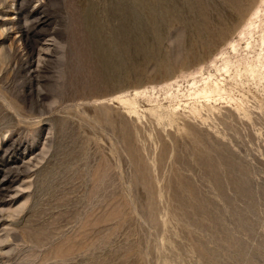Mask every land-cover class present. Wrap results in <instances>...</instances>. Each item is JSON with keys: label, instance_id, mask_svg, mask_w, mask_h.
<instances>
[{"label": "rangeland", "instance_id": "obj_1", "mask_svg": "<svg viewBox=\"0 0 264 264\" xmlns=\"http://www.w3.org/2000/svg\"><path fill=\"white\" fill-rule=\"evenodd\" d=\"M262 49L264 0H0V264H264Z\"/></svg>", "mask_w": 264, "mask_h": 264}, {"label": "bare ground", "instance_id": "obj_2", "mask_svg": "<svg viewBox=\"0 0 264 264\" xmlns=\"http://www.w3.org/2000/svg\"><path fill=\"white\" fill-rule=\"evenodd\" d=\"M260 24V23H259ZM254 26H255V24H254V21H251V23H250V29L252 30L253 28H254ZM249 29V30H250ZM255 30V29H254ZM257 33H259V32H257ZM255 34V33H254ZM259 35H261V34H259ZM258 37H261V36H258ZM248 39V38H247ZM254 39V38H253ZM257 39V38H256ZM240 40V39H239ZM238 40V41H239ZM241 40H242V38H241ZM258 40V39H257ZM243 41V40H242ZM256 41V40H255ZM244 42V41H243ZM261 42V41H260ZM235 43V42H234ZM254 44V43H253ZM257 44V43H256ZM256 44H254V45H256ZM261 44H262V42H261ZM233 46V45H232ZM257 46V45H256ZM252 47V46H251ZM250 47V48H251ZM261 47V46H260ZM233 50V49H232ZM262 51H264L263 49H262ZM257 53V52H256ZM259 53V52H258ZM251 54V53H250ZM254 54V53H253ZM261 54V53H260ZM263 54V53H262ZM258 55V54H257ZM242 57H243V55H242ZM255 57H256V55H255ZM104 58V57H103ZM245 58H246V56H245ZM249 58V57H248ZM262 59H263V61H262V65L264 66V56H262L261 57ZM237 59H239V58H237ZM241 59V58H240ZM231 60V59H230ZM245 60V59H244ZM243 59H242V61H244ZM223 61V60H222ZM239 61V60H238ZM241 61V60H240ZM252 60H250V62H251ZM226 62V61H225ZM233 61H231V63H232ZM245 62V61H244ZM259 62H261V61H259ZM235 63V62H234ZM253 63H254V61H253ZM252 63V64H253ZM227 64H228V62H227ZM256 64V63H255ZM234 65V64H233ZM235 66H236V64H235ZM237 66H238V64H237ZM236 66V67H237ZM242 66H243V64H242ZM242 66H240V68L242 67ZM247 66V65H246ZM246 66H244V67H246ZM252 67H253V69H255L254 68V66L256 67V65H251ZM259 67V66H258ZM221 68V67H220ZM248 68V66L246 67V69ZM237 69V68H236ZM221 70V69H220ZM240 72H241V70L240 69H238ZM243 70V69H242ZM251 70V69H250ZM262 70V69H261ZM243 71H245V69L243 70ZM256 71H258V69L256 70ZM233 72V71H232ZM248 72V71H247ZM251 72V71H250ZM255 72V71H254ZM231 73V72H230ZM236 73H237V70H236ZM243 73V72H242ZM260 73V72H259ZM247 74V73H246ZM249 74V73H248ZM236 75V74H235ZM234 74H233V76H235ZM250 75V74H249ZM252 75H253V73H252ZM251 75V76H252ZM256 77L258 76V74H256L255 75ZM262 76H263V74H262ZM261 76V77H262ZM248 77V76H247ZM261 77H260V79H261ZM208 78V77H207ZM220 78V77H219ZM233 78V77H232ZM237 78V77H236ZM253 78V77H252ZM217 79V78H216ZM221 79H224V78H221ZM260 79L258 80V81H260ZM218 80V79H217ZM235 80V79H234ZM241 80V79H240ZM263 80V79H262ZM223 81V80H222ZM237 81V80H236ZM218 82V81H217ZM255 82H256V78H255ZM204 83V82H203ZM214 84V83H213ZM219 85V84H218ZM224 85V84H223ZM204 86V85H203ZM178 87V86H177ZM216 87H218V86H216ZM220 87V86H219ZM218 87V88H219ZM221 87H222V83H221ZM207 89V88H206ZM211 89V88H210ZM214 89V88H213ZM189 90V89H188ZM200 90V89H199ZM208 90V89H207ZM207 90L205 91V93L207 92ZM166 91V90H165ZM208 91H211V90H208ZM213 91V90H212ZM232 93V92H231ZM195 94V93H194ZM212 95V94H211ZM144 96V95H143ZM214 97H215V95H213ZM229 96V95H228ZM213 97V98H214ZM178 98V97H177ZM196 98V97H195ZM227 98H229V97H227ZM224 99V98H223ZM123 104V103H122Z\"/></svg>", "mask_w": 264, "mask_h": 264}]
</instances>
